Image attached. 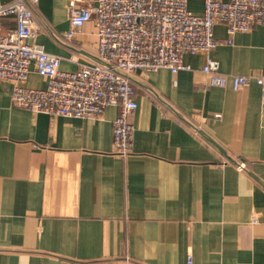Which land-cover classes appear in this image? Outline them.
Listing matches in <instances>:
<instances>
[{"label":"crops","instance_id":"crops-1","mask_svg":"<svg viewBox=\"0 0 264 264\" xmlns=\"http://www.w3.org/2000/svg\"><path fill=\"white\" fill-rule=\"evenodd\" d=\"M71 1L39 0L28 41L66 72L99 62L93 22L67 38ZM204 4L188 0V11L201 16ZM214 36L210 53L184 56L189 71L134 75L128 157L115 153L117 108L100 119L35 114L0 83V264H264V26L232 44L223 24ZM207 58L253 79L210 87ZM26 87L47 88L34 66Z\"/></svg>","mask_w":264,"mask_h":264},{"label":"built area","instance_id":"built-area-1","mask_svg":"<svg viewBox=\"0 0 264 264\" xmlns=\"http://www.w3.org/2000/svg\"><path fill=\"white\" fill-rule=\"evenodd\" d=\"M39 0L0 3V83L13 84L12 104L35 114L73 119H100L115 107V153L132 154L135 127L130 116L138 110L137 90L130 78L137 72L189 71L184 56L208 54L218 45L214 30L227 28L229 44L238 33L264 26V0H205L204 13L188 11V0H72V38L85 24L96 30L98 63L79 64L75 72L61 69V57L30 44ZM14 17L16 27L4 32L3 21ZM47 80L43 90L26 87L31 67ZM209 86L235 91L249 86L252 76H227L207 58L202 70ZM264 100V76L256 77ZM245 169L244 165L240 166ZM191 264V259H189Z\"/></svg>","mask_w":264,"mask_h":264},{"label":"water","instance_id":"water-1","mask_svg":"<svg viewBox=\"0 0 264 264\" xmlns=\"http://www.w3.org/2000/svg\"><path fill=\"white\" fill-rule=\"evenodd\" d=\"M132 81H133V77L132 78H130Z\"/></svg>","mask_w":264,"mask_h":264}]
</instances>
